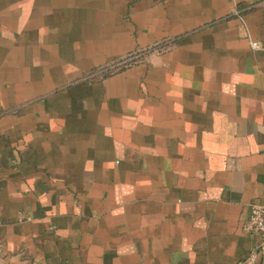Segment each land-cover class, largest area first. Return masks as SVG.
<instances>
[{
	"label": "crops",
	"instance_id": "0c3cea01",
	"mask_svg": "<svg viewBox=\"0 0 264 264\" xmlns=\"http://www.w3.org/2000/svg\"><path fill=\"white\" fill-rule=\"evenodd\" d=\"M255 206L264 0H0V264H264Z\"/></svg>",
	"mask_w": 264,
	"mask_h": 264
},
{
	"label": "built area",
	"instance_id": "2783aa9c",
	"mask_svg": "<svg viewBox=\"0 0 264 264\" xmlns=\"http://www.w3.org/2000/svg\"><path fill=\"white\" fill-rule=\"evenodd\" d=\"M253 48H258V43L252 44ZM243 231L247 234H259L264 238V206H255L251 210V214L243 227ZM258 250H253L251 254L238 264H256L258 258Z\"/></svg>",
	"mask_w": 264,
	"mask_h": 264
},
{
	"label": "trees",
	"instance_id": "16d2710c",
	"mask_svg": "<svg viewBox=\"0 0 264 264\" xmlns=\"http://www.w3.org/2000/svg\"><path fill=\"white\" fill-rule=\"evenodd\" d=\"M136 59H128V60H124V61H121L117 67H112L110 70H117V69H121V68H124L128 65H130L131 63L135 62ZM109 70V71H110Z\"/></svg>",
	"mask_w": 264,
	"mask_h": 264
}]
</instances>
